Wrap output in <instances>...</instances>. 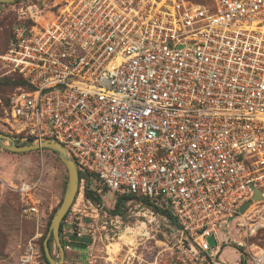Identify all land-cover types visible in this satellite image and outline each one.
<instances>
[{"label":"built area","instance_id":"obj_1","mask_svg":"<svg viewBox=\"0 0 264 264\" xmlns=\"http://www.w3.org/2000/svg\"><path fill=\"white\" fill-rule=\"evenodd\" d=\"M3 9L15 17L3 76L24 84L7 103L0 95V122L17 145L58 143L74 161L79 189L60 226L71 264H167L164 253L172 264H224L231 230L264 204V0H22ZM38 186L12 188L39 229L47 215ZM38 238L19 264H49ZM151 239L165 247L154 260L141 251ZM255 250L247 264H264Z\"/></svg>","mask_w":264,"mask_h":264},{"label":"rangeland","instance_id":"obj_2","mask_svg":"<svg viewBox=\"0 0 264 264\" xmlns=\"http://www.w3.org/2000/svg\"><path fill=\"white\" fill-rule=\"evenodd\" d=\"M193 1L206 2L208 0ZM14 21L15 17L10 11L5 12L3 7L0 8V55L4 54L9 47ZM4 72V67L0 62V80L8 78L3 76ZM15 91L16 87L14 86L2 87L1 98L7 103ZM0 131L7 133L1 122ZM22 180L36 182L39 185L37 196L41 200L47 215L44 227L38 229L35 223L25 218L21 213L19 197L12 186ZM67 183V168L52 151L44 149L16 154L7 152L0 147V264H19V258L27 244L37 235H39V245L42 244L48 220L53 211L62 203ZM109 200L112 202L114 196L110 195ZM253 210L250 217L254 221H247L248 226L241 231L236 228L232 229L228 235L231 237V241L224 245L220 255V260L224 264H240L241 252L237 249L238 247L242 249L243 253H246L247 259L250 258V255L246 250L250 248L255 250L256 246L264 249V227L258 228L255 235L249 236L251 224L257 225L264 220V204L254 207ZM233 227L232 225L231 228ZM156 240H160V238ZM156 240L151 239L146 244V248H141V251L150 260H154L159 252L165 248L160 241ZM210 242L215 245L212 239ZM240 243H244L245 246H239ZM53 252L56 258L60 257L55 242L53 243ZM73 255L65 251V264H67V260L68 264L72 263ZM163 255L164 258H160L162 262L166 261L167 264H172L169 256L165 253Z\"/></svg>","mask_w":264,"mask_h":264},{"label":"water","instance_id":"obj_3","mask_svg":"<svg viewBox=\"0 0 264 264\" xmlns=\"http://www.w3.org/2000/svg\"><path fill=\"white\" fill-rule=\"evenodd\" d=\"M17 1L18 0H0V4H13ZM0 147L7 152L16 153V154H24V153H29L44 149L50 150L60 158L62 163L67 168L68 183L63 197V201L52 218L49 232L47 234L46 239L43 242V249L48 263L65 264V249L63 247L60 238V226L63 219L67 215L69 209L71 208L79 189V174L74 161L69 157L67 151L58 143L44 142L41 144H33L30 141L28 145L21 146V145H17L13 137L8 136L1 131H0ZM260 200H262V195L260 191H257L254 201H260ZM251 205L252 202L246 203L241 208L240 210L241 213L242 214L245 213ZM51 238L54 239L55 245L60 252L59 258L54 257L50 252L49 241Z\"/></svg>","mask_w":264,"mask_h":264},{"label":"trees","instance_id":"obj_4","mask_svg":"<svg viewBox=\"0 0 264 264\" xmlns=\"http://www.w3.org/2000/svg\"><path fill=\"white\" fill-rule=\"evenodd\" d=\"M20 1H22V0H18L17 2H20ZM196 2H198V1H196ZM200 3H205V2H200ZM0 5H4V4H0ZM14 23H15V21H14ZM11 36H12V32H11ZM10 41H11V37H10ZM23 84H24V81L21 78H19V77H15V78L8 77L7 79L0 80V91L2 90V87H5V86H14V87L17 88V87H19V86H21ZM129 199L130 198H128V197L119 198L118 201H117V204H116L117 206H116V210L114 211V213L120 212L122 206L123 205H126V203L128 202ZM143 202L146 205H153V201H151V200L144 199ZM155 202H157V201H155ZM159 203L160 204H163L161 202H159ZM59 206L53 211L50 219L48 220V226H47L45 235L43 237L42 244H40V248H41L42 255H43V258L44 259H46V257H45V253H44V249H43V242H44V240L47 237V234L49 232V228H50V225H51L52 218L55 215V212L57 211V209L59 208ZM164 213H166L171 218V220L174 222L173 217H171V215L167 211H164ZM60 232H61V227H60ZM53 243H54V239L51 238L50 241H49V248H50L51 254L54 256ZM237 249L240 250V252H241V262H240V264H247V258H246L247 255H245V253L242 252V249L240 247H238Z\"/></svg>","mask_w":264,"mask_h":264},{"label":"bare ground","instance_id":"obj_5","mask_svg":"<svg viewBox=\"0 0 264 264\" xmlns=\"http://www.w3.org/2000/svg\"><path fill=\"white\" fill-rule=\"evenodd\" d=\"M257 226H264V220L261 221ZM123 239H124L125 241H129V238H128L126 235H124Z\"/></svg>","mask_w":264,"mask_h":264},{"label":"crops","instance_id":"obj_6","mask_svg":"<svg viewBox=\"0 0 264 264\" xmlns=\"http://www.w3.org/2000/svg\"><path fill=\"white\" fill-rule=\"evenodd\" d=\"M3 7V5H0V8H2ZM241 258V257H240ZM67 264H68V260H67Z\"/></svg>","mask_w":264,"mask_h":264}]
</instances>
